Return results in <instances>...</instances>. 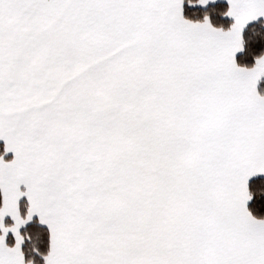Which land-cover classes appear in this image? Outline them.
<instances>
[{
    "label": "snow or ice",
    "instance_id": "6c2138e0",
    "mask_svg": "<svg viewBox=\"0 0 264 264\" xmlns=\"http://www.w3.org/2000/svg\"><path fill=\"white\" fill-rule=\"evenodd\" d=\"M216 3L0 0V264H264V0Z\"/></svg>",
    "mask_w": 264,
    "mask_h": 264
},
{
    "label": "trees",
    "instance_id": "16d2710c",
    "mask_svg": "<svg viewBox=\"0 0 264 264\" xmlns=\"http://www.w3.org/2000/svg\"><path fill=\"white\" fill-rule=\"evenodd\" d=\"M227 7L226 2L220 1L217 2L215 6H210L209 9H198V10H192L188 9L186 7L185 15L190 19H202L203 12L209 11L212 17V21L215 25L220 26L223 25L227 27L231 21L229 18L222 16L220 13L225 10ZM261 23H264V21L261 22H255L254 28L256 33L264 32V29L261 28ZM246 36L249 38H252V30H246ZM248 63H251V57H248ZM3 151V144L0 143V152ZM6 158H10V156H6ZM258 181L253 182V187L258 186ZM250 208L253 210V213L255 215H264V208L261 207L259 201H256L252 204H250ZM9 242H12L11 237L9 238Z\"/></svg>",
    "mask_w": 264,
    "mask_h": 264
},
{
    "label": "crops",
    "instance_id": "0c3cea01",
    "mask_svg": "<svg viewBox=\"0 0 264 264\" xmlns=\"http://www.w3.org/2000/svg\"><path fill=\"white\" fill-rule=\"evenodd\" d=\"M217 2H220V1H217ZM226 2V1H225ZM0 143H2L3 144V142L2 141H0ZM7 156H10V158H6L5 157V159H11L12 158V154L11 153H9Z\"/></svg>",
    "mask_w": 264,
    "mask_h": 264
},
{
    "label": "rangeland",
    "instance_id": "374dc122",
    "mask_svg": "<svg viewBox=\"0 0 264 264\" xmlns=\"http://www.w3.org/2000/svg\"><path fill=\"white\" fill-rule=\"evenodd\" d=\"M217 1H224L225 2L226 0H217Z\"/></svg>",
    "mask_w": 264,
    "mask_h": 264
}]
</instances>
